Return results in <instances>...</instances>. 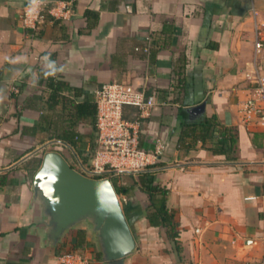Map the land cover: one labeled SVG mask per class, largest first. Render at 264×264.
Returning <instances> with one entry per match:
<instances>
[{
	"label": "crops",
	"instance_id": "1",
	"mask_svg": "<svg viewBox=\"0 0 264 264\" xmlns=\"http://www.w3.org/2000/svg\"><path fill=\"white\" fill-rule=\"evenodd\" d=\"M32 1L0 0V264H62L67 252L107 264L86 228L70 233L55 252L43 246L33 178L44 155L39 149L54 140L42 142L37 133L50 95L40 79L50 73L83 90L77 101L115 81L155 99L140 121V144L164 145L149 169L168 189L182 251L167 228L150 223L149 195L137 186L119 195L138 243L124 264H260L264 130L244 125L239 106L248 96L258 30L264 44V0H65L73 4L69 20L49 15L38 31H28L20 14ZM88 9L99 12L91 28ZM256 60L264 72V45ZM202 103L204 113L194 117L189 109ZM136 110L125 108L124 117L134 120ZM206 117L217 126L203 141L193 123ZM80 130L88 134L90 127ZM232 135L233 146L214 150ZM50 146L72 165L82 162L69 144ZM80 147L88 151L89 138ZM128 172L138 178L140 171ZM79 230L86 231L83 245Z\"/></svg>",
	"mask_w": 264,
	"mask_h": 264
},
{
	"label": "built area",
	"instance_id": "2",
	"mask_svg": "<svg viewBox=\"0 0 264 264\" xmlns=\"http://www.w3.org/2000/svg\"><path fill=\"white\" fill-rule=\"evenodd\" d=\"M128 9L131 10L130 6ZM72 13L73 4L70 1L60 0L53 5L51 0H33L23 8L20 20L26 30L38 31L49 15L55 19L69 20ZM260 34L258 30L253 69L246 74L248 96L241 102L239 113L244 125L264 130V72L256 60L264 45ZM95 98L98 105V148L92 165L86 167L82 164L78 169L88 176L105 178L110 172L144 171L156 166L164 145L159 143L155 149H146L140 144V121L151 114L154 97H148L144 90L128 82L115 81L99 87ZM126 106L137 109L134 120L124 117ZM196 232L200 233L201 229L198 228ZM61 262L89 264L87 259L75 252L63 254ZM260 264H264V252Z\"/></svg>",
	"mask_w": 264,
	"mask_h": 264
},
{
	"label": "water",
	"instance_id": "3",
	"mask_svg": "<svg viewBox=\"0 0 264 264\" xmlns=\"http://www.w3.org/2000/svg\"><path fill=\"white\" fill-rule=\"evenodd\" d=\"M205 103L189 112L200 117ZM53 140L43 145L44 151ZM34 200L43 246L55 252L66 237L86 228L96 237L102 260L124 264L138 243L110 177L94 178L72 165L59 151L48 150L33 178Z\"/></svg>",
	"mask_w": 264,
	"mask_h": 264
},
{
	"label": "trees",
	"instance_id": "4",
	"mask_svg": "<svg viewBox=\"0 0 264 264\" xmlns=\"http://www.w3.org/2000/svg\"><path fill=\"white\" fill-rule=\"evenodd\" d=\"M86 17L89 20V28H91L97 22L99 12L88 9L86 11ZM92 17L95 18L94 21L91 20ZM40 82L46 83V86L50 89V95L46 101V108L42 112L41 121L37 127V133L42 135L41 141L44 142L53 139L63 141L75 149L84 165L91 166L98 148V105L95 94L91 96L85 93L86 98L83 101H77L76 97L81 96L84 93L83 90L56 77L54 73L42 77ZM65 91L73 92L74 97L65 94ZM125 108L135 107L126 106ZM214 118L206 117L204 120L193 123L195 127L201 128L202 132H204L200 135L203 141H206V137L213 135L216 131L217 123ZM82 124L90 127L88 134L81 132L80 126ZM85 137L89 138L88 151L80 147V143L83 142ZM236 141L237 139L232 135L229 138L220 140L215 145L214 150L216 152H225L226 147L229 144L230 147L233 146ZM40 165L41 161L37 163L35 169H38ZM137 175L138 178H136L134 172L121 171L110 172L105 176L112 179L118 195H129L133 188L137 186L149 195L151 203L146 208V217L153 226L168 229V234L174 242L175 250L181 253V246L177 240L179 236V222L177 221L175 211L167 204L168 189L157 183L156 172L149 168L140 171ZM140 213V211L137 212V214ZM85 234V230H79L80 242L78 245L85 243Z\"/></svg>",
	"mask_w": 264,
	"mask_h": 264
},
{
	"label": "rangeland",
	"instance_id": "5",
	"mask_svg": "<svg viewBox=\"0 0 264 264\" xmlns=\"http://www.w3.org/2000/svg\"><path fill=\"white\" fill-rule=\"evenodd\" d=\"M52 147H53V146H48V147L44 150V152H43L42 154H44L46 151L52 149ZM73 164H74L76 167L80 168V167L82 166L83 163H82L79 159H78V160H77V159H74Z\"/></svg>",
	"mask_w": 264,
	"mask_h": 264
}]
</instances>
